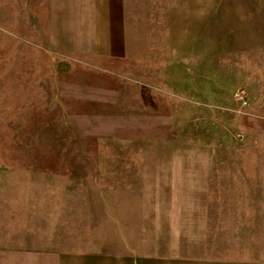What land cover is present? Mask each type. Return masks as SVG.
I'll return each instance as SVG.
<instances>
[{
	"label": "rangeland",
	"instance_id": "obj_1",
	"mask_svg": "<svg viewBox=\"0 0 264 264\" xmlns=\"http://www.w3.org/2000/svg\"><path fill=\"white\" fill-rule=\"evenodd\" d=\"M49 4L0 0V162L89 187L118 242L146 216L148 254L264 264V0L128 2L110 54L54 49Z\"/></svg>",
	"mask_w": 264,
	"mask_h": 264
},
{
	"label": "crops",
	"instance_id": "obj_2",
	"mask_svg": "<svg viewBox=\"0 0 264 264\" xmlns=\"http://www.w3.org/2000/svg\"><path fill=\"white\" fill-rule=\"evenodd\" d=\"M48 1L54 49L110 54V19L126 3L144 0ZM219 202L212 208H225ZM134 224L139 245L118 242L110 237L114 210L89 187L68 181L56 167L0 162V264H233L207 252L148 254L146 216Z\"/></svg>",
	"mask_w": 264,
	"mask_h": 264
}]
</instances>
